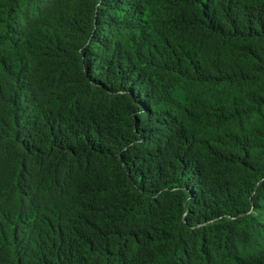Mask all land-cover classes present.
Returning <instances> with one entry per match:
<instances>
[{
  "label": "trees",
  "instance_id": "trees-1",
  "mask_svg": "<svg viewBox=\"0 0 264 264\" xmlns=\"http://www.w3.org/2000/svg\"><path fill=\"white\" fill-rule=\"evenodd\" d=\"M0 264H264V0H0Z\"/></svg>",
  "mask_w": 264,
  "mask_h": 264
},
{
  "label": "rangeland",
  "instance_id": "rangeland-1",
  "mask_svg": "<svg viewBox=\"0 0 264 264\" xmlns=\"http://www.w3.org/2000/svg\"><path fill=\"white\" fill-rule=\"evenodd\" d=\"M173 97H174V101L173 103H177L178 101L181 103L186 102V91L182 86H177L174 89V93H173Z\"/></svg>",
  "mask_w": 264,
  "mask_h": 264
}]
</instances>
